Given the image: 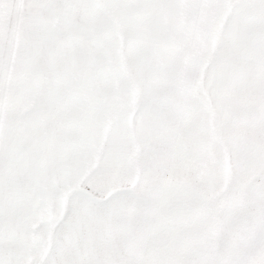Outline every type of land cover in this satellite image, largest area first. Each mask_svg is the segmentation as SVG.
<instances>
[{
    "label": "snow or ice",
    "instance_id": "obj_1",
    "mask_svg": "<svg viewBox=\"0 0 264 264\" xmlns=\"http://www.w3.org/2000/svg\"><path fill=\"white\" fill-rule=\"evenodd\" d=\"M0 264H264V0H0Z\"/></svg>",
    "mask_w": 264,
    "mask_h": 264
},
{
    "label": "rangeland",
    "instance_id": "obj_2",
    "mask_svg": "<svg viewBox=\"0 0 264 264\" xmlns=\"http://www.w3.org/2000/svg\"><path fill=\"white\" fill-rule=\"evenodd\" d=\"M225 182L231 187L229 180L230 169L226 166L224 169ZM63 216V207L59 212L55 211L51 203L43 211V218L37 220H29L31 233L33 234V243L37 248V255L41 260L47 258L55 243L57 235V226L59 218Z\"/></svg>",
    "mask_w": 264,
    "mask_h": 264
}]
</instances>
